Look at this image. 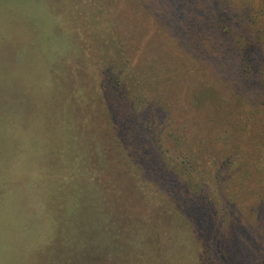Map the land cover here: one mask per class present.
<instances>
[{
  "label": "rangeland",
  "instance_id": "rangeland-1",
  "mask_svg": "<svg viewBox=\"0 0 264 264\" xmlns=\"http://www.w3.org/2000/svg\"><path fill=\"white\" fill-rule=\"evenodd\" d=\"M46 1L52 13L64 19L60 24L69 37L65 40L56 33L59 39L51 47L43 31L31 32L36 33L33 40L37 33L43 35L36 47L26 46V32L38 30L39 23L49 27L53 21L42 14L47 6L37 9L34 0H16L15 5L14 0L0 1V31L6 38V46L0 44V154L5 145L14 148L17 140L33 146L29 159L39 184L34 198L31 195L38 207L21 206L15 185L0 188V264H33L29 248L27 255L26 231L38 222L42 242L48 244L40 264H141L172 200L156 165L128 153L132 129L126 127V119L139 128L142 116L147 117L148 126H142L154 146L155 134L163 128L157 126L163 114L160 97L181 121L183 139L190 147L196 149L200 131L226 133L225 150L217 149L215 162L189 159L187 147L174 153L176 148L167 142L154 153L184 196L197 195L210 205L216 239L210 246L202 241L193 245L198 263H205L201 249L208 264H229L221 243L237 237L235 233L239 240L252 234L264 241V187L253 171L264 167V0L182 3L185 16L197 24L198 35L191 29L181 48L171 36L163 39L168 51H182L174 64L181 76L159 84L155 75L169 71L165 66L169 62L151 63L147 38L151 32L144 28L141 33L138 28L142 34L138 53L154 67L149 81L134 78L133 51L119 53L126 69L122 72L107 62H96L93 56L98 51L90 46L94 20L142 24L145 9L129 7L130 0H109L118 7L128 4L121 13L112 12L107 0H62L59 9L54 3L58 0ZM138 1L143 5L155 0ZM166 1L156 0L158 6L151 4L148 13H169ZM24 25L26 32L19 31ZM52 32V27L46 30ZM94 38L100 35L96 32ZM110 51L114 57L118 54ZM5 134L10 136L5 139ZM213 139L201 152L218 145ZM226 156L234 165L230 176L227 161H222ZM189 238L181 239L179 250L190 246ZM179 250L167 252L160 264H169L171 257L181 259L175 255ZM258 257H264V242Z\"/></svg>",
  "mask_w": 264,
  "mask_h": 264
},
{
  "label": "trees",
  "instance_id": "trees-1",
  "mask_svg": "<svg viewBox=\"0 0 264 264\" xmlns=\"http://www.w3.org/2000/svg\"><path fill=\"white\" fill-rule=\"evenodd\" d=\"M2 1V0H0ZM35 3L33 4L35 8L37 9H44L45 6H47V9H45L42 14L47 18L50 16L53 21H51L50 26L48 25H42L39 23L38 30H31L30 33L26 32L24 29L28 27V25H24L23 27H19V31L23 29L26 34V46L27 47H36L37 43L36 40L41 41L42 39H39L43 37V35H39L37 33L38 38L36 40H33L31 35L36 33L31 32H45L46 35V43L47 47H51V44L57 43L55 40L56 38L59 39L60 37H63L65 40L69 38L66 35V30L63 29L61 22L64 21V19H60L58 16H55L52 13V6L50 3H48L46 0H34ZM62 0H58L57 2H54L55 5L59 9V5H61ZM71 1V0H70ZM104 0H102L103 2ZM168 1V3H167ZM164 4L165 7L170 9L169 13H163L162 11L159 12H153L150 13L148 8L151 4L155 2V6H158V3L155 1L143 3V5L139 4L138 0H130L129 1V7H132L136 9L137 11L144 10L146 11V14L141 12L142 14V24H137L134 22H127L126 24L120 20V22L115 21L111 22L110 25L108 23H103V20L100 18H97L93 21V25L95 28L94 34L97 32L100 35V38H94V34L92 35L93 38L91 39L94 44L90 45L92 47V51H98L96 52V55L93 56L94 60L96 62H107L113 67H117L126 72V69L124 67V64L122 63V59L119 55L130 53L133 51L134 53L131 54L134 58L133 61V72H134V78L140 79L141 81H149L153 79L151 67L148 64V60L145 58H140L141 55H139V51L142 49V46H140L142 40V34L141 30L143 28L151 32L150 35L147 36L149 40V48H151L150 51H152L153 58L151 59L153 62H151L155 66V62L158 64L164 63L166 60L169 62L167 65L169 71H162L160 74H156V81L157 83L161 82H171L175 79L176 76H181V73L179 72V69L176 65H174L177 61H180L179 55L182 53L180 51L179 53H175L172 50L168 51L165 47V44L163 42V39L165 40L167 38V35L171 36V40L175 41L177 45L180 46L184 38L186 37V34L189 35V31H193L195 35H198V26L195 23V21H191L188 17L185 16L183 11V4H187L189 0H167ZM99 2V1H97ZM16 0H14V5L16 4ZM53 3V5H54ZM183 3V4H182ZM59 4V5H58ZM76 4V3H75ZM107 5H110V8L112 7V12H119L127 10V3H122L119 7L115 6L113 3L110 4V1L107 0ZM143 6V7H142ZM51 7V8H50ZM142 7V9H141ZM50 8V9H49ZM185 9L187 10L188 7L185 6ZM184 9V10H185ZM2 10V5L0 3V12ZM153 12V13H152ZM48 14V16H47ZM60 14V13H59ZM64 17V15H63ZM96 18L93 17L92 20ZM144 19L146 21H144ZM123 23V30L122 25ZM110 26V27H109ZM148 26H152L153 30L149 31L147 29ZM47 27V28H45ZM53 29L52 33H46V30L49 28ZM113 27V28H112ZM59 36H57V34ZM141 36V38H140ZM144 41H146L145 36L143 37ZM143 41V42H144ZM3 42L5 44H3ZM44 42V41H43ZM71 42H65L63 45L70 46ZM0 44L2 46H6V38L5 34L0 31ZM40 47H44V45H38ZM144 46V45H143ZM46 47V48H47ZM120 48V49H119ZM117 51L118 54L114 57L110 53L112 51ZM110 51V53H109ZM142 51V50H141ZM175 53V55H174ZM160 103L162 104V107H160V113L159 119H157L159 128L163 125V128L158 130L155 134V145L153 146V138L146 133V129L143 127L144 125L148 124V120L146 119L144 115L142 116V122L139 128L132 127L128 122V119H126V127H130L132 130L130 131V138H132V145L129 144L127 150L130 156L135 157L137 160L144 161V164L149 163L151 165H156V174L160 176L159 178H162L165 180L166 188H167V194L169 195L170 199L172 200V205L168 208L169 213H166L162 216L160 222L156 226V235L155 239L152 241V243H148L146 245V248L144 249V254L142 258L141 264H160V260L164 259L166 255H168L167 252L176 253L178 251V244L180 243L181 239L188 238V242H190V246L187 245L184 246L183 250H179L176 256L179 255L181 259L176 258H170L169 264H199L197 261V256L195 253H193V245L196 242L202 241L203 245L206 247L210 246V244L215 241L216 237H214V234H216V226L213 221V217L210 213L209 204L204 205L202 203V199H198L197 195L195 198H189V196H184L183 191L181 188L177 189L174 182L176 181L173 178H169V173L162 168V164L158 163L160 162V157L156 160V157H154V153L157 154V151L159 148L163 145L167 144L172 146V149L174 153H179L182 149L187 147L186 153L187 157L190 159L193 157L194 160H197L198 158H201L199 162H206V159H213L215 162L216 159V152L217 149H223L225 150L226 145V133H211L206 132L203 133L200 131L201 138L198 140V143L196 145H193L196 147L194 149L193 147H190L184 139L182 132L184 131V128L181 127V121L176 116L172 115V111L170 108L166 107L163 103L161 97L160 99L157 98ZM200 100V99H199ZM166 107V109H165ZM150 110V109H149ZM151 112V110H150ZM185 114L187 112L185 111ZM22 120V119H20ZM170 125L168 131L166 132V125ZM13 125V124H12ZM143 125V126H142ZM167 125V126H168ZM21 126V125H19ZM148 126V125H147ZM158 128V129H159ZM210 133V134H209ZM206 134V138L205 135ZM5 139H7L10 135L5 134ZM128 136V137H129ZM213 136L216 138L217 146L216 147H209L205 153L201 152V149L208 144L207 140L213 139ZM214 140V139H213ZM185 141V142H184ZM24 142V143H23ZM186 143V144H185ZM13 144H8L2 147L4 154H0V188H3L4 185L9 184L13 188V185H15V191L18 195H21L22 197V205L24 207H38L37 204L39 202H33V199H31V195L34 198L35 192L39 190V184L36 180V177L34 175L33 167L31 165V161L29 157L31 156L32 152L31 149L34 148L29 143L22 141L20 142L17 140V143H15L14 148L12 146ZM216 145V144H215ZM20 148V150H17L16 148ZM233 150L235 147H232ZM157 150V151H155ZM204 154V155H203ZM13 157L15 158V162H12ZM227 161L226 166L229 168L227 176H230V172L233 171V166L231 165V160L228 156L222 161ZM231 168V169H230ZM220 169V168H219ZM237 169V168H236ZM238 170V169H237ZM255 172V178H259L261 183L264 187V167L258 166L254 168L253 170ZM167 172V173H166ZM244 174V173H243ZM251 174V173H250ZM251 178V177H250ZM23 187V188H21ZM24 193V194H23ZM196 200V201H194ZM33 217V215H32ZM40 223L33 224L29 226L28 231H26V235L28 236V244L26 242V249H27V255H28V248H29V255L30 259L34 258L35 261L33 264H40V262H43L44 254L47 252V243H45V240L42 242L41 238V229H40ZM29 232V235H28ZM192 234V235H191ZM194 235L202 236L197 241H192L191 238ZM235 235L238 237V233H235ZM212 236V237H211ZM237 237H231L229 240L225 239L224 242L221 243L223 254L226 257L224 259L225 262L229 264H257L258 261H262L259 264H264V257L260 258L258 257V251H260L263 247L262 240L257 239V235L250 234L247 236L248 239L244 238H237ZM211 238V239H210ZM206 239V240H205ZM210 239V240H209ZM8 246H6L7 248ZM6 248L3 249L6 251ZM171 250V251H170ZM200 251V258L203 259L205 263L201 264H208L206 260L201 256V249ZM181 254V255H180ZM195 255L194 256L192 255ZM28 255V256H29ZM48 257V255H46ZM192 257L194 260H192L190 263L188 259ZM197 261V263H196ZM37 262V263H36ZM32 264V263H31Z\"/></svg>",
  "mask_w": 264,
  "mask_h": 264
}]
</instances>
